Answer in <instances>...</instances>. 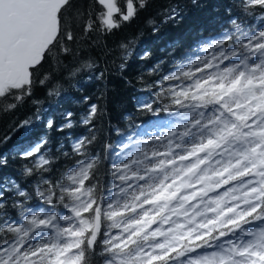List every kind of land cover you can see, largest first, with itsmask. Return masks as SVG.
<instances>
[{
  "label": "snow or ice",
  "instance_id": "snow-or-ice-1",
  "mask_svg": "<svg viewBox=\"0 0 264 264\" xmlns=\"http://www.w3.org/2000/svg\"><path fill=\"white\" fill-rule=\"evenodd\" d=\"M145 6L0 0V98L11 101L3 110L31 97L46 63L75 56L94 33L119 30ZM238 7L242 15L226 9L227 26L167 70L159 62L148 70L155 79L136 100L146 118L115 128L117 141L95 150L101 109L91 103L80 120L89 135L69 136L58 154L47 137L19 142L22 179L0 176V264H264V0ZM72 12L78 23L66 20ZM80 68L98 71L91 58ZM72 117L66 112L57 130L71 129ZM32 126L26 119L17 130ZM10 139H0V171Z\"/></svg>",
  "mask_w": 264,
  "mask_h": 264
},
{
  "label": "trees",
  "instance_id": "trees-1",
  "mask_svg": "<svg viewBox=\"0 0 264 264\" xmlns=\"http://www.w3.org/2000/svg\"><path fill=\"white\" fill-rule=\"evenodd\" d=\"M238 4L239 0H195V3L193 0H146L139 14L119 30L107 35L94 33L90 42L78 46L75 56L61 58V63H46L37 74L31 97L25 98L15 110L4 111L11 101L0 98V139L11 137L3 149L8 154V167L0 171V176L22 179L20 169L28 161L20 159L16 153L19 142L26 138L47 137L48 147L58 154L57 149L61 143L67 145L69 136H88L89 126L82 125L80 120L91 103L101 109L94 121L95 150L100 151L105 141H117L115 128L126 131L130 124H139L146 118L137 110L136 100L143 94L145 85L155 79L148 70L158 62L162 70H167L173 61L196 48L200 41L218 33L227 26L226 9L231 8L233 16L243 14ZM172 8L179 12L178 19L166 18ZM65 18L70 24L79 22L75 12L66 13ZM249 20L252 22V18ZM145 51L150 56L141 59ZM89 58L98 71L80 68ZM121 64L125 65L123 70ZM77 68L80 70L73 75ZM99 71L104 73L102 79L95 78ZM45 76L48 78L41 85L38 80ZM49 90L59 91L60 95H49ZM84 97L89 98L87 102ZM38 109L43 119H35ZM69 111L73 113L74 126L58 131L65 122L64 114ZM49 118L54 120L51 129L46 127ZM26 119L33 121L30 132L18 131L17 126ZM64 163L61 158L57 167ZM105 172L106 166L102 165V176ZM27 183L34 187L35 178ZM12 211L15 215V210Z\"/></svg>",
  "mask_w": 264,
  "mask_h": 264
}]
</instances>
